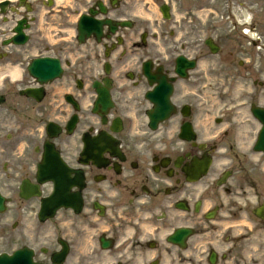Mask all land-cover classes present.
<instances>
[{
	"label": "flooded vegetation",
	"instance_id": "flooded-vegetation-1",
	"mask_svg": "<svg viewBox=\"0 0 264 264\" xmlns=\"http://www.w3.org/2000/svg\"><path fill=\"white\" fill-rule=\"evenodd\" d=\"M210 1L167 0L177 12ZM212 2L218 4L207 10L230 21L222 27L227 35L216 32L215 41L227 55L221 59L237 62L230 65L236 75L252 77L260 48L264 99V0ZM122 12L115 7L109 16L122 19ZM168 24L162 21L151 34L152 46L142 41L135 20L115 33L105 27L99 42L90 37L82 46L60 18L64 29L52 42L42 34L38 40L42 55L59 60V76L2 84L0 191L8 214L0 218V233L5 230L6 252L30 248L40 264H170L186 258L192 264L212 258L214 264H246L250 233H264V219L253 214L264 212V168L255 165L253 142L248 144L251 120L239 147L232 130L203 148L185 141L179 130L188 118L175 100L189 85L177 79L171 98L176 113L156 131L147 124L153 108L148 93L166 87L165 77L173 74ZM210 27L217 30V23ZM100 96L109 97L106 109L102 102L94 105ZM245 147L246 153L238 150ZM203 155L212 162L196 179ZM260 157L256 161L264 165ZM177 229L190 235L174 243L169 236ZM249 257V264H261Z\"/></svg>",
	"mask_w": 264,
	"mask_h": 264
},
{
	"label": "bare ground",
	"instance_id": "bare-ground-1",
	"mask_svg": "<svg viewBox=\"0 0 264 264\" xmlns=\"http://www.w3.org/2000/svg\"><path fill=\"white\" fill-rule=\"evenodd\" d=\"M69 3H71V0H68ZM132 4H134V0H132ZM58 3L59 4H65V5H68L69 3L66 1L63 2V0H58ZM136 7H138L140 5V3H135ZM132 9V14L136 16V18H143L145 20V22L147 23H150L148 20H152L153 19V15H152V11L151 10H148V9H144V8H137V9ZM131 15V14H129ZM150 25L151 24H147L146 27L148 29H150ZM174 39H172V42L168 44V46L170 47H174ZM188 40V39H187ZM158 40L155 39L154 42H157ZM187 55H191L192 51L189 50V52L187 51L186 52ZM209 70V69H208ZM205 77H207V80L205 81V91L202 92V94H199L197 98H193L191 99L192 102H196L198 99H202L203 102H207L209 100H211V103L209 104V107L208 108V112L205 113L204 115L207 116V117H201V121H207L208 122V117L210 119H214L215 115L212 113V110L210 109V105L212 106L213 105V102L217 99V94L219 93L218 91H215L213 89H215V85H216V81L213 80V74L206 71V73L204 74ZM213 80V81H212ZM211 81V82H210ZM242 83H237V87L239 86L240 87V90H241V96L244 94L245 90H243V87H242ZM231 91V94H232V87L229 86L228 87ZM236 89V87H235ZM237 90V89H236ZM236 95H237V92H236ZM238 97V96H237ZM239 98V97H238ZM177 100V103L179 104V98L176 99ZM242 101L245 103L243 104L245 107H247V104L248 102H246L245 99H242ZM236 102L240 103V106L238 107V111H239V115H236V117L238 118V120L241 121V125H239V127L241 128V130L243 132H248L250 131L249 130V124L246 123V121H244L245 117L248 116V109H246L244 112L242 110V102L241 100H237ZM218 107H217V110H216V113L219 111V108H221V104H217ZM219 125L216 127L217 129L220 128H224L225 127V124H221V123H218ZM251 124V123H250Z\"/></svg>",
	"mask_w": 264,
	"mask_h": 264
},
{
	"label": "rangeland",
	"instance_id": "rangeland-1",
	"mask_svg": "<svg viewBox=\"0 0 264 264\" xmlns=\"http://www.w3.org/2000/svg\"><path fill=\"white\" fill-rule=\"evenodd\" d=\"M86 2V0H80L79 2ZM142 6H145V8L147 7V6H149V7H151V10H152V7H153V3L152 2H150V0H141V7ZM77 8H78V11H80L82 8H79L78 7V5H77ZM153 11V10H152ZM154 12V11H153ZM154 14H155V12H154ZM208 58L209 59H215L214 57H212V56H208ZM208 69L209 70H213L211 67H208ZM194 75H196V73L194 74ZM240 87H238L237 88V90L239 89ZM230 90V89H229ZM236 89H232V94H227V95H220L219 97L220 98H224V99H226V100H228V98L229 97H231L233 94H234V91H235ZM230 93H231V91H230ZM241 91L239 90L238 91V96H239V99L241 100V99H246L245 97H246V93L244 92V94L241 96ZM209 104V103H208ZM1 241L2 240H0V250H2L3 248H4V246H2L1 245Z\"/></svg>",
	"mask_w": 264,
	"mask_h": 264
},
{
	"label": "water",
	"instance_id": "water-1",
	"mask_svg": "<svg viewBox=\"0 0 264 264\" xmlns=\"http://www.w3.org/2000/svg\"><path fill=\"white\" fill-rule=\"evenodd\" d=\"M19 29H20V27L17 28V30H19ZM33 68H34V67H32V70H33ZM0 264H1V263H0Z\"/></svg>",
	"mask_w": 264,
	"mask_h": 264
}]
</instances>
